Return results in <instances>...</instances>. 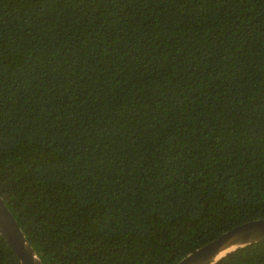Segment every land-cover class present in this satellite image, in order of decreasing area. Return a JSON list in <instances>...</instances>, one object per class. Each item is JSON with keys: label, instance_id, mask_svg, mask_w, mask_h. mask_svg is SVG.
<instances>
[{"label": "trees", "instance_id": "1", "mask_svg": "<svg viewBox=\"0 0 264 264\" xmlns=\"http://www.w3.org/2000/svg\"><path fill=\"white\" fill-rule=\"evenodd\" d=\"M0 199L42 264H175L264 219V0H0Z\"/></svg>", "mask_w": 264, "mask_h": 264}, {"label": "water", "instance_id": "2", "mask_svg": "<svg viewBox=\"0 0 264 264\" xmlns=\"http://www.w3.org/2000/svg\"><path fill=\"white\" fill-rule=\"evenodd\" d=\"M0 236L17 256L20 264H42L1 199ZM262 241L264 219L243 222L188 253L175 264H215L229 252Z\"/></svg>", "mask_w": 264, "mask_h": 264}]
</instances>
